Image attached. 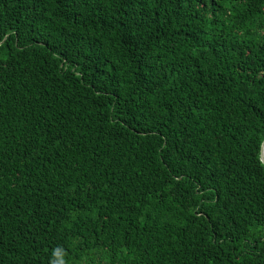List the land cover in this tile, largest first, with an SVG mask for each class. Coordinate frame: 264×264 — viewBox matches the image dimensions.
Segmentation results:
<instances>
[{
	"label": "trees",
	"instance_id": "trees-1",
	"mask_svg": "<svg viewBox=\"0 0 264 264\" xmlns=\"http://www.w3.org/2000/svg\"><path fill=\"white\" fill-rule=\"evenodd\" d=\"M263 139L264 0H0V264H264Z\"/></svg>",
	"mask_w": 264,
	"mask_h": 264
},
{
	"label": "water",
	"instance_id": "water-1",
	"mask_svg": "<svg viewBox=\"0 0 264 264\" xmlns=\"http://www.w3.org/2000/svg\"><path fill=\"white\" fill-rule=\"evenodd\" d=\"M264 143V139L262 140L261 144H260V160L261 162L264 164V156H262V153H261V147H262V144Z\"/></svg>",
	"mask_w": 264,
	"mask_h": 264
},
{
	"label": "bare ground",
	"instance_id": "bare-ground-1",
	"mask_svg": "<svg viewBox=\"0 0 264 264\" xmlns=\"http://www.w3.org/2000/svg\"><path fill=\"white\" fill-rule=\"evenodd\" d=\"M261 153H262V156H264V144H263V146L261 148Z\"/></svg>",
	"mask_w": 264,
	"mask_h": 264
}]
</instances>
